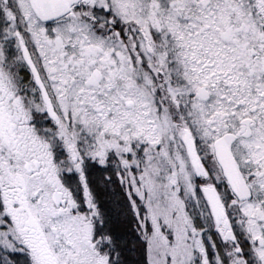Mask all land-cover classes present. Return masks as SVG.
<instances>
[{
    "label": "snow or ice",
    "instance_id": "1",
    "mask_svg": "<svg viewBox=\"0 0 264 264\" xmlns=\"http://www.w3.org/2000/svg\"><path fill=\"white\" fill-rule=\"evenodd\" d=\"M0 264H264V0H0Z\"/></svg>",
    "mask_w": 264,
    "mask_h": 264
}]
</instances>
